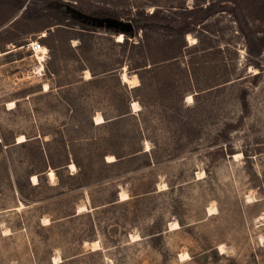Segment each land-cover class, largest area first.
Wrapping results in <instances>:
<instances>
[{
    "label": "rangeland",
    "instance_id": "rangeland-1",
    "mask_svg": "<svg viewBox=\"0 0 264 264\" xmlns=\"http://www.w3.org/2000/svg\"><path fill=\"white\" fill-rule=\"evenodd\" d=\"M12 45L0 264H264V0H0Z\"/></svg>",
    "mask_w": 264,
    "mask_h": 264
},
{
    "label": "bare ground",
    "instance_id": "bare-ground-1",
    "mask_svg": "<svg viewBox=\"0 0 264 264\" xmlns=\"http://www.w3.org/2000/svg\"><path fill=\"white\" fill-rule=\"evenodd\" d=\"M116 40L118 42H122L124 40L123 34H121V33L117 34L116 35ZM187 40H192V38L189 36V34L187 35ZM34 43L37 44L36 41H34ZM24 46H22V48ZM10 49L13 51V50L21 49V47L16 48V46L12 45ZM1 55H3V53L0 51V56ZM32 56H34L35 60H36V63H35V66H34V70H36L37 72L44 70V61L48 57L47 52H46V48H44L42 46V44H40L39 47L35 49L34 54ZM84 74H85L84 75L85 79L91 78V74H90V72L88 70H86ZM121 80L124 83H127L131 87H135V86H137L139 84V80H138L137 76L133 75V79H131V78L128 77V75L125 72L121 73ZM43 90L44 91H48L49 90V84L44 83L43 84ZM189 98H190V96H189ZM131 105H132V109L134 111H138L140 109L138 103L135 102V101ZM15 106L16 105H15L14 101H11V102L8 103V108L9 109H13ZM102 122H104V118L101 115H97V116L94 117V123L95 124H100ZM26 140H27V138L23 134H21V135L16 137V143H22V142H25ZM145 147H146L145 150L149 149V145H148L147 142L145 143ZM114 160H115V158L113 156H108L107 157V161L108 162H111V161H114ZM69 169L72 170V171L76 170L75 164L74 163H70L69 164ZM47 174H48V176L50 177L51 180H53L55 178L54 177L55 175H54V172H53L52 169H49ZM31 181H32L33 184H36L37 181H38L37 176L36 175H32L31 176ZM127 198H128V196L125 193H122L119 196V200L120 201L125 200ZM19 207H24V204L21 203V201H20V206ZM84 209H85V207L80 206L78 208V211H83ZM213 211H214V208H212V207L208 208V213L209 214H212ZM44 221H46V220H44ZM178 227H179V224L175 223L174 224V228H178ZM5 229H7V228H5ZM131 237H132L133 240L140 239V237L138 235H133ZM93 249L94 250L100 249V245H99L98 241L94 242ZM181 256L184 257L185 254H182ZM53 259H54V263L61 261V259L59 257L58 258H53Z\"/></svg>",
    "mask_w": 264,
    "mask_h": 264
},
{
    "label": "built area",
    "instance_id": "built-area-1",
    "mask_svg": "<svg viewBox=\"0 0 264 264\" xmlns=\"http://www.w3.org/2000/svg\"><path fill=\"white\" fill-rule=\"evenodd\" d=\"M37 42V44L34 43V41H28L24 47H26L27 49H29L32 54H34V51L36 48L39 47V45L41 44L39 41L35 40ZM43 71V70H42ZM41 72V71H39Z\"/></svg>",
    "mask_w": 264,
    "mask_h": 264
},
{
    "label": "crops",
    "instance_id": "crops-1",
    "mask_svg": "<svg viewBox=\"0 0 264 264\" xmlns=\"http://www.w3.org/2000/svg\"><path fill=\"white\" fill-rule=\"evenodd\" d=\"M44 48H46L44 45H42ZM16 47H18V46H16ZM11 47H8V49L7 50H5V51H1L3 54H7V53H11V52H14V51H16V50H11L10 49ZM19 50V49H18ZM46 52H47V48H46ZM86 71V70H85ZM85 71H84V73H85ZM89 71V70H88ZM90 72V71H89ZM122 72V71H121ZM91 74V73H90ZM91 78H92V75H91ZM90 79V78H89ZM120 79H121V73H120ZM122 81V80H121ZM123 82V81H122ZM48 84V83H47ZM42 89H43V85H42ZM49 89H50V86H49ZM44 91V90H43ZM44 92H47V91H44ZM133 103V102H132ZM131 103V104H132ZM131 108H132V105H131ZM9 109V108H8ZM104 121H105V119H104ZM93 122H94V118H93ZM103 123V122H102ZM16 141V140H15ZM108 157V156H107ZM116 160V159H115ZM114 160V161H115ZM70 164V163H69ZM120 201V200H119Z\"/></svg>",
    "mask_w": 264,
    "mask_h": 264
},
{
    "label": "snow or ice",
    "instance_id": "snow-or-ice-1",
    "mask_svg": "<svg viewBox=\"0 0 264 264\" xmlns=\"http://www.w3.org/2000/svg\"><path fill=\"white\" fill-rule=\"evenodd\" d=\"M190 99V98H189Z\"/></svg>",
    "mask_w": 264,
    "mask_h": 264
}]
</instances>
